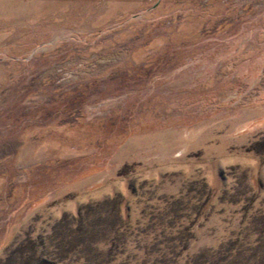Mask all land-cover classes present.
I'll return each mask as SVG.
<instances>
[{"label":"rangeland","instance_id":"obj_1","mask_svg":"<svg viewBox=\"0 0 264 264\" xmlns=\"http://www.w3.org/2000/svg\"><path fill=\"white\" fill-rule=\"evenodd\" d=\"M0 264H264V0H0Z\"/></svg>","mask_w":264,"mask_h":264}]
</instances>
